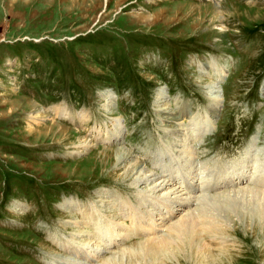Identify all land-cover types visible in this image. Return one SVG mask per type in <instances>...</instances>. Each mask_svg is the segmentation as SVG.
<instances>
[{
  "label": "rangeland",
  "instance_id": "1",
  "mask_svg": "<svg viewBox=\"0 0 264 264\" xmlns=\"http://www.w3.org/2000/svg\"><path fill=\"white\" fill-rule=\"evenodd\" d=\"M161 109L192 119L177 134ZM116 149L144 176L124 178ZM250 188L264 190V0H0V264H264V193ZM200 212L206 248L131 251ZM104 214L116 240L96 250ZM88 231L87 257L66 253Z\"/></svg>",
  "mask_w": 264,
  "mask_h": 264
},
{
  "label": "bare ground",
  "instance_id": "2",
  "mask_svg": "<svg viewBox=\"0 0 264 264\" xmlns=\"http://www.w3.org/2000/svg\"><path fill=\"white\" fill-rule=\"evenodd\" d=\"M190 7H192V8H195L194 6H191L190 5ZM220 7V6H219ZM217 12V11H216ZM215 12V13H216ZM214 13V14H215ZM224 14V13H223ZM222 16V15H221ZM223 17V16H222ZM222 26V25H221ZM208 65V64H207ZM215 65V64H214ZM212 63H211V69H215L214 71V73H212V75L213 76H211V75H209V76H211L212 77V82H211V85H210V87H214V86H216V84H217V82H219V79H220V77H221V74L223 73L222 72V70L220 71L219 70V68L218 67H215V68H213L212 66H214ZM202 66H204V64L202 65ZM208 66H206V68H207ZM205 68V67H204ZM216 68H217V70H216ZM208 69V68H207ZM208 73V72H207ZM206 73V74H207ZM218 86V85H217ZM219 90V89H218ZM212 92V91H211ZM217 93V92H216ZM105 96V95H104ZM5 97V96H4ZM20 98V97H19ZM109 98H110V96H109ZM212 101H211V104H210V106H208V108H207V119H208V123H209V125H211V127L212 126H214V120L217 118V116H218V112H219V102H217V101H215V98L212 96ZM210 99V100H211ZM25 100V99H24ZM105 100V99H104ZM17 101H19V100H17ZM26 101V100H25ZM31 100H28V101H26L27 103H28V105H31L32 103L30 102ZM20 102V101H19ZM5 104V103H4ZM11 104V103H10ZM24 104V103H23ZM15 105L16 104H11V111H13L14 110V108H15ZM22 105V104H21ZM34 105V104H33ZM36 105V104H35ZM34 105V106H35ZM3 106V105H2ZM109 102H108V100H107V103H106V105H105V107L108 109V112L109 111H111V110H109ZM31 107V106H30ZM37 107V106H36ZM111 107V106H110ZM167 107V106H166ZM38 108V107H37ZM168 108V107H167ZM49 110V109H48ZM56 111L57 113H59L60 114V116H62L63 118H72V115H71V113L65 108V107H62V105L59 107H54V108H51V111ZM160 109H158V111H159ZM182 110H184V109H182ZM161 111H162V113H163V116H162V119H163V121H165V122H168L169 124H167L166 123V125L167 126H174L175 127V125H178V121H181V120H184L186 117H192V116H190L191 114L188 112V113H186L185 115V117H181V111L180 112H177V113H171L170 112V110L169 111H165L164 109L162 110L161 109ZM188 111V110H187ZM43 112V113H42ZM46 112H47V109H41L40 110V112H38V110H35V111H33L32 113H31V115H30V117H29V126H34V125H38V123L39 122H42V121H45V120H43L44 118H43V114H46ZM50 112V111H49ZM38 113H40V115L38 114ZM55 113V112H54ZM190 114V115H189ZM47 115V114H46ZM193 115V114H192ZM195 117V116H194ZM76 118V117H75ZM78 118H79V120H80V122H87L88 120H90V115L89 114H86V112H82V113H79L78 114ZM197 118H200V117H198L197 116ZM196 118V119H197ZM192 119V118H191ZM197 120H199V119H197ZM35 122L37 123V124H35ZM173 124V125H172ZM198 124H199V122H198ZM56 125V124H55ZM56 126H58V129L59 130H62L63 132L64 131H66V130H68V128H66V127H64V126H61V125H56ZM176 129L174 130V132L176 133L177 132V134H180V130H179V128L177 129V127H175ZM197 129H200V125H199V128H197ZM203 131L204 132H202V136L203 135H206V133H208L207 132V130H206V128L204 127L203 128ZM68 132V131H67ZM109 134V133H108ZM107 134V141H109V135ZM81 136V135H80ZM118 136V135H117ZM84 137V136H83ZM82 140V142H81V145H83V144H86V142H87V140H86V138L84 139H81ZM114 140H117V138H114ZM118 141H120V140H118ZM117 141V142H118ZM120 151L121 150H119V149H116V151H114V154H115V156L113 155V154H109V158H111L113 161H116V163H120V164H122V163H125V167H126V170H125V175H124V178L125 177H127V178H133V177H135L136 175H138V174H140V175H143V174H141V173H144V171H145V169L143 168L144 166H143V164H141L140 162H134V163H131V164H128V162L129 161H131L130 160V157L128 156V155H125L124 153L123 154H121L120 153ZM110 160V159H109ZM115 163V162H114ZM118 164H117V166H116V168H118ZM189 168V167H188ZM150 173V172H149ZM139 175V176H140ZM150 175V174H149ZM154 175V174H153ZM144 176V175H143ZM137 177V176H136ZM135 177V178H136ZM141 177V176H140ZM146 178V177H145ZM142 179V178H141ZM132 180H134V178L132 179ZM145 180V179H144ZM262 180V179H261ZM135 181V180H134ZM133 181V182H134ZM141 181V180H140ZM139 181V182H140ZM138 184H139V182H138V180L136 181ZM161 182V181H160ZM141 183H142V181H141ZM143 183H144V181H143ZM148 183V184H147ZM137 184V185H138ZM164 184V183H163ZM140 185V184H139ZM142 185V184H141ZM151 185V186H150ZM158 178H154L153 180L152 179H150V178H147L146 179V182H145V186H150L151 187V189H153L154 187L155 188H158L159 186H161L162 187V183L160 184V185H158ZM145 188V187H144ZM149 188V187H148ZM163 188V187H162ZM247 190H252V191H257V192H260V193H264V190H261V191H258V190H255V189H247ZM116 193V192H115ZM142 194V195H141ZM140 195H141V197H139V199H137L138 200V203H144V202H146L149 198H148V196L147 195H144L143 193H141L140 192ZM139 195V196H140ZM149 195V194H148ZM100 196H102V195H100ZM119 198V197H118ZM100 199V198H99ZM117 201L118 200H120V198L119 199H116ZM162 200V199H161ZM190 200V199H189ZM103 201V200H102ZM167 200H163V202H161V203H164V204H167V202H166ZM182 201V200H181ZM70 204H68L67 205V208H71V211H73V210H75L77 207V209H76V211H78V209L80 210L81 208H80V206H79V204H77V203H72V201L71 202H69ZM109 203V202H108ZM122 203V202H121ZM159 203V202H158ZM157 203V204H158ZM190 203V202H189ZM104 204V203H103ZM124 205V204H123ZM70 206V207H69ZM94 206V205H93ZM93 206H91V208L93 207ZM104 206L106 207L107 205L106 204H104ZM112 206V205H111ZM122 206V205H121ZM135 206V205H134ZM123 207V206H122ZM124 207H125V205H124ZM171 207V206H170ZM169 207V208H170ZM75 208V209H74ZM83 208V207H82ZM108 210H109V206L108 207H106ZM113 208V207H112ZM155 208H157V206H155ZM90 209V208H89ZM94 209H95V207H94ZM127 209V208H126ZM128 209H130V211H133L135 214L137 213V214H140V212H139V209L140 208H138V207H133L131 204L129 205V207H128ZM93 210V209H92ZM75 213V212H74ZM114 214V213H113ZM145 214V213H144ZM162 214V213H161ZM260 217L261 216H263L264 215V213H262V212H259V213H257ZM90 215V214H89ZM194 215V214H193ZM197 215H199V216H190V217H186V218H184L183 219V221L182 222H180L177 226L175 225L174 227H172L171 229H172V231L170 232V233H168L167 235H164L163 237H162V239H160V242L159 243H157V244H155V241H157V240H151V242L149 241V242H147V243H145V244H143L144 246L142 247V244L141 245H139L137 248L136 247H133L134 249H131V251L133 252V254L135 255V253H138V255H140V256H142V259H143V251H148L147 252V254L145 253V255L147 256L148 255V257L149 258H151L152 260H157V261H159L160 259H159V257L162 255V254H164L163 252L165 251V249L167 248V250H169L170 248L171 249H174V248H176V249H178L179 251H187V250H189L188 248H191L193 251L194 250H201V249H204V248H206V246H205V242L203 241V240H197L198 238H197V233H198V229H199V225L201 226V225H205V222L204 221H206V219H207V217H206V215H204L203 214V212L201 213H198ZM104 216H105V214H104ZM116 216V215H115ZM123 216H125V215H123ZM122 216V217H123ZM138 216V215H137ZM146 216V215H145ZM89 217H91V216H89ZM88 217V218H89ZM102 217V216H101ZM106 217V216H105ZM141 217V216H140ZM259 217V218H260ZM103 218V217H102ZM101 218V219H102ZM106 218H108V217H106ZM115 218H118V217H115ZM133 218V217H132ZM131 218V219H132ZM145 218V217H144ZM140 219V218H139ZM143 219V218H142ZM141 219V220H142ZM146 219V218H145ZM148 219V218H147ZM106 220V219H105ZM158 220V219H157ZM92 221V220H91ZM98 221V223H100L101 224V226H100V228L97 230V232H95L94 233V237H96L95 238V240L97 239V242L95 241V244H96V250H98L99 249V247L100 246H102L101 244L104 242V249H109L110 247H109V243H112L113 241H115L116 239H114L113 237H112V235H110V237H109V241L107 240V235L108 234H110L111 232H115V227H116V224L114 223V221H110L109 220V218L106 220V221H104V220H97ZM136 221V220H135ZM76 222V221H75ZM83 223H84V221H82ZM83 223H76L77 224V226L78 227H82L83 226ZM140 223H141V221H140ZM85 224H87V223H85ZM84 224V225H85ZM142 224V223H141ZM141 224H139L137 221L136 222H132V225H133V227H132V233L133 234H140L139 233V227H140V225ZM92 225V224H91ZM91 225L89 224V226L91 227ZM93 226V225H92ZM75 227V226H74ZM77 228V227H76ZM95 228V227H94ZM125 229V228H124ZM121 230V229H120ZM128 231V230H127ZM138 231V232H137ZM142 231V230H141ZM89 232V231H88ZM202 232H204V233H206L205 231H202ZM79 234V233H78ZM89 234V236L88 235H85V237H84V235H82V239H79L80 240V242H82L83 241V245H85V250H80V249H78L77 250V252H75L74 251V249H73V246L72 245H70V243H68V244H65L66 245V248H67V250H68V252H66V253H75L76 255H78V256H81L82 258L83 257H87V251H86V249L89 251V249H93V246L91 245L92 243H91V238H90V232L88 233ZM115 235V234H114ZM119 236V234L118 233H116V236ZM201 235V234H200ZM124 236H126V235H123V237ZM77 238V237H76ZM197 238V239H196ZM68 239V238H67ZM209 238L207 237V240H208ZM89 240V241H88ZM94 240V239H93ZM118 240V239H117ZM206 240V241H207ZM109 242V243H108ZM87 244H89V246L90 247H88L87 246ZM140 244V243H139ZM212 244V243H211ZM62 244H60V246H61ZM137 245V244H136ZM133 246V245H132ZM173 246H174V248H173ZM103 247V246H102ZM131 247V246H130ZM132 248V247H131ZM82 249H84V248H82ZM126 249V248H125ZM142 249H144V250H142ZM129 250H130V248H129ZM210 250V249H209ZM121 252H122V250H121ZM121 252H120V254H121ZM124 252H126V251H124ZM162 252V253H161ZM191 252V251H190ZM95 253H97V252H94V254ZM196 253V252H195ZM202 253V252H201ZM117 254V253H116ZM126 254V253H125ZM132 254V255H133ZM174 254V253H173ZM205 254V253H204ZM122 255V254H121ZM128 255V254H127ZM202 255V254H201ZM211 255V254H210ZM112 256V255H111ZM116 256V255H115ZM213 256V255H212ZM119 257H121V256H119ZM119 257H117L115 260H113L112 258H110V260L112 261L113 260V262L115 263V264H119L118 262H122L124 259L123 258H126V257H124V256H122L121 257V259L119 258ZM200 257V256H199ZM198 257V258H199ZM204 257V256H203ZM214 258V257H213ZM70 261V260H69ZM74 261V260H73ZM208 261V260H207ZM215 261V260H214ZM163 263H165V261H163ZM105 264V263H104Z\"/></svg>",
  "mask_w": 264,
  "mask_h": 264
}]
</instances>
